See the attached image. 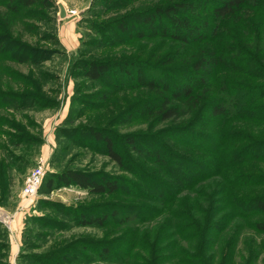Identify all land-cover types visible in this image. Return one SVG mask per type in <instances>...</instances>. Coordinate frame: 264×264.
<instances>
[{"label": "trees", "instance_id": "obj_1", "mask_svg": "<svg viewBox=\"0 0 264 264\" xmlns=\"http://www.w3.org/2000/svg\"><path fill=\"white\" fill-rule=\"evenodd\" d=\"M119 1L121 7L128 2ZM110 3L115 1L110 0ZM262 4L264 0H170L165 5L132 11L107 21L101 25L103 28L99 39L91 42L93 50H79L67 71L68 77L74 81L69 114L72 115V106L76 103L81 106L98 104L99 107V104L110 100L113 94L141 89L139 94L130 95L134 98L131 97L126 108L108 124L119 120L120 124H129L134 120L147 119L153 126L160 127L150 134L127 133L119 137L104 127L91 124L73 130L77 132L82 128L84 134L95 143H103L110 162L132 177L98 176L81 170L63 169L43 176L39 194L49 196L61 188H74L88 194L121 195L131 203L72 207L53 202L65 212L62 217H66L69 224L50 221L47 226L52 229H112L100 241L73 243L72 246L40 255L37 257L40 264H232V259L237 258L233 252L236 247L227 254L222 253L218 238L230 227L231 222L259 215L261 219L250 221L248 226L257 235L264 234V192L258 191L241 200L235 198L232 200L233 215L218 219L219 212L215 207L210 204L206 208L201 206V195L193 198L192 203L191 200L189 203V196L185 200H175L172 195L174 185L192 192L197 183L216 176V171H213V167L208 168L206 161L177 151L176 147L169 144V141H175L198 153L211 150L215 155L219 147H212V136L201 132L202 128L214 126L217 119L228 116L241 119L250 115L251 118L264 120V115L260 116L264 114V103H258L264 98V84L248 85L234 78L235 74L241 72L239 68L244 63V57L251 58L249 37L238 31L229 34V43L223 51L218 46H202L212 38L217 40L219 24L212 27L214 22L243 20L249 31H254L256 27L250 19L254 17L252 10ZM31 7L50 12L54 3L52 0H0V63L12 60L34 65L36 70L42 68V62L46 60L45 50L25 44L17 45L14 49L12 46L15 41L10 37L14 19ZM257 35L253 33L252 36ZM155 39L179 43L180 46H170L164 55L154 57L158 61L155 65L137 59H98L88 56L105 48ZM54 41L59 44L56 35ZM7 50H11V54ZM5 53L9 56L6 57ZM177 62H182V65H175ZM218 73H221L219 77ZM252 77L264 79V65L258 64V70ZM43 78L46 80V75L42 74ZM0 81V108L11 105L25 108L33 104L32 100L38 102L34 108L47 107L52 103L39 93L41 86L35 84L33 79H25L32 91L23 93L5 88V83ZM79 81L89 88L98 86L102 91L82 95L80 99L79 94L83 92ZM237 95L247 96V101L256 104L239 108L234 113L238 105ZM5 120L0 117V126L10 123ZM9 126L18 133H0L9 137L14 149L26 145L32 139L18 124ZM197 138L200 143L196 141ZM119 139L127 151L135 154L136 159L153 165L155 173L149 174L130 161L128 156L121 155L114 148L115 141ZM205 143L212 146L206 148ZM250 150L254 151L253 158L244 159ZM235 155L234 158L240 159L237 166L243 164L241 159L242 162L257 160L263 164L264 140L249 136L246 144L237 148ZM10 160L15 164L11 155ZM0 167L3 170L5 168ZM261 169L258 167L255 172L247 174H230L232 183L238 187H264V171ZM203 196L207 197L205 193ZM235 197L246 196L240 194ZM189 211L194 212L190 214ZM234 225L239 226L237 222ZM235 241L233 245L238 246L239 242ZM252 248L251 262L256 264L261 247L253 245Z\"/></svg>", "mask_w": 264, "mask_h": 264}, {"label": "rangeland", "instance_id": "obj_2", "mask_svg": "<svg viewBox=\"0 0 264 264\" xmlns=\"http://www.w3.org/2000/svg\"><path fill=\"white\" fill-rule=\"evenodd\" d=\"M52 1L54 8L50 12L38 7H31L23 11L21 15L14 19L10 33V37L15 41L13 48L25 44L47 52L46 60L42 62V68L36 70L33 67L34 65L28 66L12 60H5L0 63L2 69H0V80L5 83V88H10L19 93L32 91L25 83V79L30 78L36 81L35 84L41 86L39 93L46 100L52 102L47 107L42 108H34L38 103L35 100H32L34 101L31 102L33 104H29L25 108L14 105L8 108H0L2 119L10 121L12 125L13 123L18 124L32 138L26 145L14 149L11 146L12 141L9 137L7 138L2 134L7 132L14 135L18 132L9 126L10 123L0 126L2 133H0V166L5 167L4 170L0 167V264H40L37 259L40 255L64 246H72L73 243L100 241L104 238L105 233L112 229V227L99 230L71 228L58 231L52 229L47 226L50 221H56L61 225L69 224L65 220L67 218L62 217L65 212L60 210L53 202H60L72 207H91L107 203H131L129 199L121 195L88 194L74 188H61L49 196L39 194L38 191L34 199H28L22 195L24 179L39 161L44 164V177L63 169H76L98 176L107 174L114 177H132L110 162L106 156L103 143H95L92 138L84 134L82 128L77 132H73L76 127L90 124L104 127L108 132L118 137L127 133L150 134L160 127L153 126L152 122L147 119L134 120L129 124H123V122L120 124L121 120L108 124L111 119H114L118 113L126 108L132 97L130 95L139 94L141 89L113 94L110 100L99 104V107L98 104H91L90 107L76 103L72 106V115L69 114L71 96L74 92V81L68 77L67 71L69 65L77 57L79 50H93L94 45L91 42H96L99 39L103 28L101 25L125 13L156 5H165L170 0H127V4L122 7L119 0H114L115 3L113 4L110 3V0ZM59 5L66 7V12H76V15H68L60 19ZM252 11H254V17L250 19L253 20L256 27L255 32L253 29L249 31L243 20L225 21V23L214 22L212 27L219 24L217 40L212 38L211 41L202 44L203 47L206 45L218 46L223 51L225 45L229 43V34H235L238 31V33L249 37L248 42L252 46L251 58L244 57V63L239 68L241 72L234 76L236 80H242L248 85L264 84V79L252 77L254 72L258 70V64L264 65V4ZM64 19L65 22L74 25L78 36V47L72 53L67 52L58 38L59 44L54 41V35L57 36L58 30L62 29ZM253 33H258L257 37H253ZM170 46L178 48L180 44H173V42L161 39L140 40L131 45L122 44L98 52L94 51V54L88 56L98 59H137L149 65H155L158 61L154 57L164 55ZM7 52L11 54V50H7ZM8 54L5 53V56L8 57ZM0 58H2L1 55ZM175 65H182V62H177ZM41 73L46 75V80L45 78H43L44 81L41 79ZM220 75L221 73L217 74L218 77ZM79 86L83 92L79 94L80 99L83 98L82 95H93L95 92L102 91L98 86L89 88L87 84L80 81ZM236 101L238 105L234 108V113L239 108L243 107L244 109L248 105L256 104L255 102L252 104L251 100L247 101V96L242 95H237ZM258 103H264V98ZM67 119L71 121L66 122ZM201 132L209 133L213 139V146L205 143L206 148L210 146L219 147L215 155L211 150L207 153H198L196 150L175 141H169V144L176 147L177 151H183L186 155H190L195 159L206 161L208 168L213 167V171H216V176L197 183L192 192L186 188H181L180 185H174L175 189L172 191V195H174L175 200L177 198L185 200L189 196V203L190 200L192 203L193 198L201 195V206L206 208L210 204L215 207L216 211L219 212L217 219L226 215H233L232 200H235V198L239 200L248 198V196L258 191L264 192V187L235 186L230 175L234 176L238 172H241V174L253 173L258 167L262 168L261 171H264V163L262 164L257 160L251 162L244 160L242 162L243 159H241L243 164L237 166L240 159L239 157L234 158L237 148L245 145L249 136L264 140V120L253 116L251 118L250 115L241 119L236 118V116H228L217 119L214 126L202 128ZM196 141L199 142L200 139L197 138ZM114 148L121 155L128 156L130 161L136 163L149 174L155 173L153 165L136 159L135 154L127 151L120 139L115 141ZM9 154L15 164L10 160ZM252 155H254V151L250 150L244 159L249 157L251 159L253 158ZM204 193L207 197L203 196ZM240 194L246 197H235L236 195L240 196ZM204 198H207V200ZM49 201L52 202L49 204L47 203ZM191 212L194 211H189L190 214ZM260 217L258 215L251 216L248 220H235L239 226L235 227V222H231L230 227L218 237L223 249L222 253L227 254L232 251L233 247H236L233 252L234 255L237 254V258L232 259V264H253L251 262L253 245L261 247L256 264H264V234L257 235L248 226L250 221L261 219ZM141 225H144V223H141ZM235 240L239 242L238 246L233 245ZM12 247L15 250L13 253L11 252Z\"/></svg>", "mask_w": 264, "mask_h": 264}, {"label": "built area", "instance_id": "obj_3", "mask_svg": "<svg viewBox=\"0 0 264 264\" xmlns=\"http://www.w3.org/2000/svg\"><path fill=\"white\" fill-rule=\"evenodd\" d=\"M76 15L74 11H67L66 16ZM44 176V164L39 161L26 175L22 187V195L28 199H34L39 191Z\"/></svg>", "mask_w": 264, "mask_h": 264}, {"label": "crops", "instance_id": "obj_4", "mask_svg": "<svg viewBox=\"0 0 264 264\" xmlns=\"http://www.w3.org/2000/svg\"><path fill=\"white\" fill-rule=\"evenodd\" d=\"M66 8V7H65ZM58 40L62 43L64 48L67 50V52H75V50L78 47V36L77 32L75 30V27L72 23L62 21V29L58 30L57 33ZM16 223V221H15ZM14 223V225H16ZM11 252H15L13 247L11 248Z\"/></svg>", "mask_w": 264, "mask_h": 264}, {"label": "water", "instance_id": "obj_5", "mask_svg": "<svg viewBox=\"0 0 264 264\" xmlns=\"http://www.w3.org/2000/svg\"><path fill=\"white\" fill-rule=\"evenodd\" d=\"M58 8H59V18L63 19L66 16V10L62 5H59Z\"/></svg>", "mask_w": 264, "mask_h": 264}]
</instances>
